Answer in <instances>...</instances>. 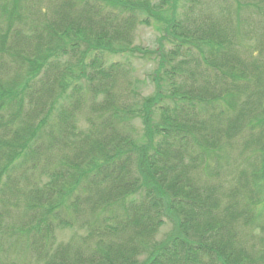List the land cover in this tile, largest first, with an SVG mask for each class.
<instances>
[{"label": "trees", "instance_id": "obj_1", "mask_svg": "<svg viewBox=\"0 0 264 264\" xmlns=\"http://www.w3.org/2000/svg\"><path fill=\"white\" fill-rule=\"evenodd\" d=\"M151 21L171 47L142 98ZM238 135L257 162L224 189ZM259 194L264 0H0V264H264Z\"/></svg>", "mask_w": 264, "mask_h": 264}, {"label": "rangeland", "instance_id": "obj_2", "mask_svg": "<svg viewBox=\"0 0 264 264\" xmlns=\"http://www.w3.org/2000/svg\"><path fill=\"white\" fill-rule=\"evenodd\" d=\"M183 9L187 10V8ZM180 11L183 12L182 8L180 9ZM163 13V18L167 20L170 15L166 11H164ZM164 26L165 24L160 21H151V24L149 26L139 24L135 27L133 31L132 43L135 48H138V51H140V53H134V56H129L127 59L128 70L130 71L129 80L132 82L130 88L133 91L139 92L138 94L142 98H148L153 96L154 94L155 83L153 82L152 77L154 75V72L156 71L159 62V54H157L158 50H160V47H162V49H164L166 52L171 47L167 42H163L164 47L162 46V43H160ZM113 58H116L119 62L126 63L123 62L125 59L119 58L118 56ZM78 128H86L85 123L81 118L78 120ZM134 128L138 134L143 132V125L139 120L134 123ZM243 133L246 134L245 132ZM246 137V135H238L235 140H232L229 148H227L228 151L226 150L227 152L224 154V158H222L221 160L222 163L220 165L223 168L221 172V178L222 186L224 187V189H228L230 187V182L233 179L234 174H241L243 169H245L246 171H250L252 165L256 164L257 162L255 158L256 156L251 153L250 149L244 150ZM263 195L264 194H259L258 196L261 197ZM257 210L260 211L261 209L258 208ZM256 218L260 220L261 225L264 224V214L263 216L259 215ZM240 226L242 227V225ZM242 231L248 230L240 228V232ZM174 232V226L167 222L165 223L163 228L159 230L155 240L159 243L164 242L168 239L170 235L174 234ZM73 235L74 230L71 229L62 228L56 230L55 243L65 244L72 238ZM260 235V230H256V233H253V237H255V240H257V244L259 243L258 247H261V249L264 250V242H258L257 237H259ZM14 252H16V250H14ZM30 264H35V261H32Z\"/></svg>", "mask_w": 264, "mask_h": 264}]
</instances>
